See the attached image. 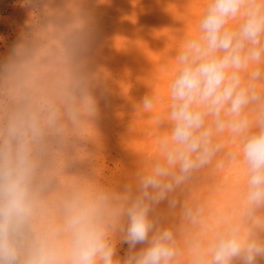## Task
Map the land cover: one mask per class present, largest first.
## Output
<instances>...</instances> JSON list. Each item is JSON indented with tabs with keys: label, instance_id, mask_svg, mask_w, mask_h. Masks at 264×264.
Returning a JSON list of instances; mask_svg holds the SVG:
<instances>
[{
	"label": "clouds",
	"instance_id": "obj_1",
	"mask_svg": "<svg viewBox=\"0 0 264 264\" xmlns=\"http://www.w3.org/2000/svg\"><path fill=\"white\" fill-rule=\"evenodd\" d=\"M81 9L47 10L0 62V264H257L264 258V0H203L172 59L166 94L146 95L156 151L135 189L81 170L95 157L99 101ZM162 103L163 108L158 104ZM167 124L168 130L160 131ZM227 137L225 143L223 137ZM236 169L233 211L185 203L177 234L152 216L194 173ZM117 235L129 245L121 261ZM137 244L146 247L135 251Z\"/></svg>",
	"mask_w": 264,
	"mask_h": 264
},
{
	"label": "bare ground",
	"instance_id": "obj_2",
	"mask_svg": "<svg viewBox=\"0 0 264 264\" xmlns=\"http://www.w3.org/2000/svg\"><path fill=\"white\" fill-rule=\"evenodd\" d=\"M202 3L203 0H134L135 11L131 14H121V17L115 16L114 21L110 22L111 26L108 32L102 31L98 28L96 21L87 18L89 41L86 59L90 70L95 72L96 68L97 71L101 69L104 64L100 61H104L105 57H101L103 60H100L99 56L106 54L110 61L115 63V66L120 67L119 70L122 69L125 77L128 74L131 77L136 75V85H134L136 88H134L135 92L133 90L134 95L132 94L134 100L129 102L128 99V102L131 103L127 106L128 109L130 108L129 112L124 105V111L129 114L126 115V119L118 114L112 116V112H107L108 109L110 111V107L107 109L105 104L102 105L103 102H100L102 88H106V84H108L106 82L112 77L110 76L108 79L107 74L106 76L101 75L96 81L97 86L94 89V94L99 101V116L96 120L98 136L96 142L88 144V151L93 153L95 158L90 163L83 165L81 170L95 175L100 184L106 187L107 185L111 186L112 189V185L117 179L126 177L128 185L132 186L134 190L137 174L154 159L156 151L154 138L158 134V130L153 124L154 113L137 112V106L146 95L157 90L166 94L167 82L173 67L171 60L175 58L178 44L186 32L190 33L195 30ZM110 65L108 66L110 67ZM114 65L112 66L114 67ZM109 74L112 75L110 72ZM129 83L127 82V84ZM126 86L121 88L127 92ZM261 86L264 87V85ZM120 87L117 91H120ZM110 90H108V96L106 95L108 98L104 100L106 104L108 100L111 102L114 97L119 98L118 93L122 92L117 93L116 89L111 90L112 92ZM125 103L127 104V101ZM158 107L163 108V104H158ZM124 111L121 113L122 115ZM116 121L118 122L117 126L122 128L121 130L118 128V132H114L109 126ZM108 127L110 132H104L103 129L106 130L105 128L108 129ZM165 130H168L167 124L160 128V131ZM222 139L227 143L226 136ZM151 149L153 156L148 158L151 152L148 150ZM235 180L236 169L228 163H225L224 167L218 171L210 167L202 169L194 173L185 185L170 194V198H175L178 201L176 207H169L168 200H165L155 205L151 214L158 220L160 227L172 228L179 235L184 225L182 208L185 203L194 202L207 209L210 213L208 223L211 224L216 213L228 215L233 211L236 202ZM258 236L264 239V231H258ZM143 247H146V244H137L134 250L139 251ZM186 259L185 257L180 262L182 263ZM260 263H264V258H257V264ZM233 264H240V261L234 260Z\"/></svg>",
	"mask_w": 264,
	"mask_h": 264
},
{
	"label": "rangeland",
	"instance_id": "obj_3",
	"mask_svg": "<svg viewBox=\"0 0 264 264\" xmlns=\"http://www.w3.org/2000/svg\"><path fill=\"white\" fill-rule=\"evenodd\" d=\"M133 1L134 0H0V62L5 61L8 58V56L10 55V53L12 52L13 48L17 44L22 42L26 37L29 36V34L32 31L33 25H34L35 18L37 16L43 15V13L47 10H66L70 6L78 7L79 9L82 10V12L85 14V16L87 18H91L93 21H96L98 28H100L102 31L106 30L104 32H108L112 21H114V18L121 17V14H126V13L131 14L133 11H135L136 7L133 5ZM100 55H102V56H99L100 60L105 57L104 61H100V63L104 64L103 66L102 65L101 66L103 68L105 66L106 67L103 70V68L100 66L101 69H99L100 68L99 67L98 68L99 70L97 71V68H96V70L94 69L95 72L93 71V73L96 75L97 78L101 77V75L106 76V74L108 76V79L110 78V76L112 77L109 79L110 82H109V80L106 82V83H108V84H106V88L105 87L102 88V91L100 93V102L101 103L103 102L102 105L105 104L106 108L110 107V111L107 108L108 109L107 112H110V113L112 112V114H113V115L111 114L112 116L118 114L120 117L122 116V118L126 119L127 118L126 115L128 114V112L130 110V108L128 109L127 106L131 105V103H129V102H131V100L132 101L134 100V96H132V94H133L134 88H136V86H134V85H136L135 84L136 75L132 74L135 77L134 76L131 77V75L128 74V75H126L127 77H125L122 69L119 70L120 67H118L117 65L115 66L114 65L115 63L113 64V61H110V59L107 57L106 54H104V55L100 54ZM106 57L110 62L106 59ZM108 65H110V67ZM112 65H114V67ZM117 71H119V73L121 71L122 72L120 74H118ZM105 72H107V73H105ZM109 72L112 73V75H110ZM128 76H129V78L131 77L130 80H129ZM120 77H121V79H120ZM122 77H123V80L127 79L129 81H127V80L123 81ZM127 82H130L132 84H130V83L127 84ZM124 83H125V85H123ZM120 86L121 87L126 86L127 87L126 89H128L127 92L125 91L124 88H123L124 89V92H123V89ZM110 87H112V88H110ZM113 87H115V88H113ZM118 87H120V91H117ZM110 89L113 91L116 89L117 93L121 92V91L122 92H121V94L118 93L119 95L117 94L119 96V98L114 97L113 100H111L112 103L108 100V102L106 104L104 100L108 98V97H106V95L108 93V90H110ZM134 92H135V90H134ZM122 93H123V95H122ZM120 95L122 97L127 96L129 98L126 97L127 98L126 99L123 97V99H124L123 100ZM109 96H110V94H109ZM120 97H121V100H120ZM116 99L120 100V101H117ZM128 99H129V102H128ZM123 101H124V103H123ZM126 101H127V104L125 103ZM111 104H113L114 106L113 105L111 106ZM106 105H108V106H106ZM124 107L128 110V112L124 111L125 110ZM123 111H124V113H126L125 115H124V113H123V115L121 114ZM117 124H118V122L116 121L113 124L109 125L114 130V132L115 131L118 132L119 129L120 130L122 129V128H120L121 126L119 127V125L117 126ZM105 129L106 130L103 129L104 132L105 131L110 132L109 127H108V129L107 128H105ZM148 152H150L148 155L149 156L148 158L153 156V150L152 149L148 150ZM110 167H111V165H110ZM125 186H129L128 185V179L126 177H120L119 179H117L114 182V184L112 185V189H114L116 191H122L125 188ZM107 187L111 188V186H108V185H107ZM116 249H117L116 255L122 261L129 252V245L127 243H124L119 235H117ZM186 260L183 261L182 263L180 262V264H188V262H186ZM260 264H264V263H260Z\"/></svg>",
	"mask_w": 264,
	"mask_h": 264
}]
</instances>
